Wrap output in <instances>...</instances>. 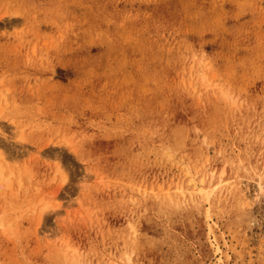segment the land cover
<instances>
[{"label":"rangeland","instance_id":"374dc122","mask_svg":"<svg viewBox=\"0 0 264 264\" xmlns=\"http://www.w3.org/2000/svg\"><path fill=\"white\" fill-rule=\"evenodd\" d=\"M0 167V264H264V0H0Z\"/></svg>","mask_w":264,"mask_h":264},{"label":"bare ground","instance_id":"6f19581e","mask_svg":"<svg viewBox=\"0 0 264 264\" xmlns=\"http://www.w3.org/2000/svg\"><path fill=\"white\" fill-rule=\"evenodd\" d=\"M203 70L201 69L199 72H200V74L201 75H203V72H202ZM202 80V82H205V80H204V77L201 79ZM2 172H3V169L0 167V177H1V175H2ZM193 188H194V190H196V191H201L200 192V194H204V189H202L201 187L199 188L198 186H193ZM176 190L179 192V193H181L182 192V189H179V188H176ZM207 193V192H206ZM182 194V193H181ZM0 227H1V224H0Z\"/></svg>","mask_w":264,"mask_h":264}]
</instances>
